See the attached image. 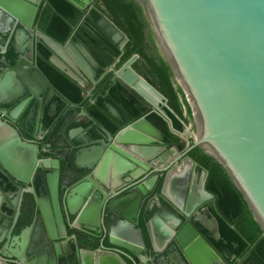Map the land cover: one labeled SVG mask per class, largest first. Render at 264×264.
Segmentation results:
<instances>
[{
	"label": "water",
	"instance_id": "95a60500",
	"mask_svg": "<svg viewBox=\"0 0 264 264\" xmlns=\"http://www.w3.org/2000/svg\"><path fill=\"white\" fill-rule=\"evenodd\" d=\"M70 1L80 10L94 9L92 0ZM137 1L145 5L157 44L193 108V144L180 155L175 148L166 150L157 144L159 131L144 116L115 135L102 133L98 143L80 139L83 128L71 130V156L62 159L63 165L58 159L38 161V148L3 126L0 165L14 190L0 195V264H127L123 257L132 264H155L144 252L162 254L172 245L175 249L164 258L167 264H221L190 220L176 232L164 221V209L157 207L145 224L150 250L140 225L143 206L159 179H146L153 166L167 164L157 171L165 174L160 194L184 218L214 199L205 189L206 172L190 186L195 164L186 156L196 147L205 148L226 169L264 231V0ZM41 3L0 0V20L34 30ZM98 25L120 49L128 43L106 17ZM35 38L51 53V64L80 86L85 79L95 80L97 63L87 48L71 39L61 45L40 31ZM137 59L134 55L115 70L114 81L146 112L155 109L169 121L167 99L133 69ZM16 83L40 100L49 87L38 65L25 59L1 78L2 96H15ZM49 98H59L53 88ZM27 102L11 112L12 119ZM107 108L121 119L113 106ZM187 131L183 136L188 137ZM81 144L90 145L77 148ZM39 172L44 173L38 176L40 190L48 198L18 206L24 194H31ZM118 184L123 186L120 192ZM216 229L220 236L217 222ZM73 231L91 240L103 235L99 250L79 244L69 234Z\"/></svg>",
	"mask_w": 264,
	"mask_h": 264
},
{
	"label": "trees",
	"instance_id": "16d2710c",
	"mask_svg": "<svg viewBox=\"0 0 264 264\" xmlns=\"http://www.w3.org/2000/svg\"><path fill=\"white\" fill-rule=\"evenodd\" d=\"M91 5L93 10H80L70 0H42L37 14L36 26L40 32L61 45L71 39L86 47L98 63L97 83L87 96L89 89L79 86L51 65L49 51L40 48L38 65L64 100L58 108L61 115L52 122L51 136H57L67 123L62 118L63 109L67 115H73L67 130L81 126L75 118L78 113L85 112L88 123L83 127L94 125L97 129L92 127L90 131L93 136L96 133L97 136L102 133L115 135L141 118L144 113L139 109L138 102L113 80L114 72L107 71L114 64L115 70L119 69L131 57L138 55L133 69L167 99L164 110L169 121L155 113L148 114L147 120L160 130L167 146L184 153L193 144V138L184 139L181 136L188 127L197 132L193 108L157 44L145 5L137 0H92ZM85 17V24L82 25ZM103 17L128 38L123 49H119L99 27L98 22ZM14 51L12 42L9 55L14 57ZM108 105L119 112L123 122L109 113ZM186 157L199 171L207 173L205 189L214 196L213 213L221 235L219 241L210 240L215 251L225 264H264V231L226 169L202 147L194 148ZM162 185L163 178L157 184L156 194H160ZM148 207L146 202L141 214L140 223L144 232L146 221L154 212L147 210Z\"/></svg>",
	"mask_w": 264,
	"mask_h": 264
},
{
	"label": "flooded vegetation",
	"instance_id": "af4514ba",
	"mask_svg": "<svg viewBox=\"0 0 264 264\" xmlns=\"http://www.w3.org/2000/svg\"><path fill=\"white\" fill-rule=\"evenodd\" d=\"M37 31H39V30L37 29L36 21H35L34 30H26L20 25H15V24L8 25L7 23L4 22V20H0V80L9 71H11L15 67L16 64H18L23 59L30 61V62H33L34 64L38 65V60H39V57L41 56L40 48H44L46 50H48V49L44 45H37L36 44L35 36H36ZM22 37L24 38V40ZM12 42L14 43V46H15V51L13 52L14 57H12L11 54L9 55V52H8L9 46ZM73 43L78 44L75 42H73ZM78 45H80V44H78ZM80 46H82V45H80ZM118 48H119V46H118ZM50 57H51V53H50ZM49 62H50V58H49ZM96 63H97V61H96ZM38 67H39V65H38ZM97 68H98V63L96 65V77H97ZM39 70L42 72V74L48 80L47 76L40 69V67H39ZM107 71H113L114 72L115 71V64L112 65L111 67H109V69ZM63 74L65 75V73H63ZM48 82H49V87H48V90L46 92H43L42 100L33 96L31 93L26 92V90L24 88L20 89V85H18L17 83L15 84V87H14V89L17 90V94L15 96L11 95V96H5L4 97L0 93V130H2L3 126H5V125L9 126L16 131V133L18 134V136L21 138V140L23 142L29 143L32 146H36L38 148V159H39L38 161H42L45 159H58L64 165L62 159L69 160L70 156H71L69 149L72 148L71 144H70L72 142L68 140L69 133L71 130L83 128L84 133L79 134L78 136L80 139L82 138L85 140H89L90 142L95 141L96 143H98L102 137L97 136V133H96V135L94 134L95 136H93L92 132H90L92 130L91 128L94 127V125H91L90 127H83V124L88 123L87 122L88 121L87 115L85 112L78 113L76 118H75V122L79 123L81 126L74 127L72 129L67 130V126H68L69 122L72 120L73 115H71L70 113H68L69 115H67V113H64L65 109H63V111H62V118L67 123H65L64 127L61 129L59 136H55V137L51 136L50 131H51V128L53 127L52 122L56 121L59 118V116L61 115V114L59 115V113H58V108H59V105L63 104L64 100H63V97L61 96V94L59 92H57L56 89L51 85L49 80H48ZM96 83H97L96 78L94 81L90 80V79L89 80L85 79L83 88H88L89 90H87V92H89V91L91 92L92 87ZM50 88H53L56 91V93L60 97V100H59V98L50 99L51 96L49 98ZM129 96H131V95H129ZM25 100H27L28 102L25 105V108L23 109L22 113L19 115L18 118L12 119L11 112L20 103H22ZM138 106H139V109L143 110L144 114L142 117H144V116L146 117L148 114H151V113H155V114L160 115L155 109H153L151 112H146L145 109H143V107L139 103H138ZM118 120L121 122L124 121L122 117H121V119H118ZM6 126H5V128H6ZM154 126L156 127V125H154ZM94 129H97V128L94 127ZM156 129L159 131V133L161 135V139H159L157 141V144L161 147H165L166 150H170L172 148H175V147L167 146L160 130L157 127H156ZM183 135H185V133ZM183 135L181 137L184 139L191 137L188 134H186L188 137L183 136ZM0 140H2L1 137H0ZM0 145H1V142H0ZM88 145H90V144H81V145H78L77 148H84V147H87ZM178 154L180 155L183 153L178 152ZM67 158H69V159H67ZM173 160H174V158L172 157L171 161H173ZM166 166H167V164L160 165V166H153L152 169L150 170V172L146 174V179H150L153 176H159V179L156 183V186H155L153 192H151L149 194L150 196L147 198V201H146L149 203V207H152V210H154V212H156V209H155L156 206L161 208L162 210L164 209V211H163L165 213L164 216H166V218L169 220L168 223L170 225L174 226V230L176 232H178L184 226V224L188 220H190L191 223L194 225V227L200 232L201 235H203V237L207 240V242L209 244H210L211 239L214 241H219L221 239V235L217 236V234H216L217 233L216 222L218 223V221H217V219L213 213V211L215 209V200L214 199L210 200L209 202L204 203L196 211V213L192 217H190L189 219H186L181 215V213H179L172 206L167 204L166 201L161 197V194L155 193V189L157 187L159 180L161 178H163V181H164V176H165L164 173H159L157 171L162 170V167H166ZM69 168H72V167H70V163H69ZM175 168H172L173 169L172 172L175 170ZM194 172H195V176H196V182H199L201 177H202L203 171H199L195 166ZM43 174L44 173L39 172V174H37L35 176V178L33 180L34 181V187L32 188L31 194H24L21 202L18 203V206L21 205V207L27 208L28 206H31L34 203V200L37 197L41 200H46L48 198L47 194H45L44 192H42L40 190V184L38 183V176L41 175V177H42ZM11 182H12L11 179L5 174L3 167L0 165V195L4 194L5 192H9L10 190H14L12 188ZM3 203H4V199L1 198L0 206H2ZM154 212H153V214H154ZM153 214L150 216L151 218L149 217L150 219L153 218ZM140 222H141V220H140ZM157 224H158L157 220L153 219L152 225L156 228ZM140 225H141V223H140ZM218 228H219V224H218ZM145 233L146 232H144V236H145V240H146L147 236ZM69 234H70V236H72V235L76 236L77 242L79 244L88 245L93 250H99L100 242L103 238V235L98 234V235H96V237H93L91 240L87 234H85L83 232H78V231H74L73 233L69 232ZM219 234H220V228H219ZM106 241H107V239H105V243H106ZM146 243H148L147 240H146ZM173 246L174 245H172L171 247H173ZM171 247L167 246L166 248H164L163 251L168 250L169 252H173V250L175 248H171ZM71 248H73V247L71 246ZM212 248H213V246H212ZM148 254H152V256H148V259L151 257V260L149 262L154 261L155 264H167L164 260V254H154V253H150V252ZM144 255H145V253H144ZM218 256L220 257L219 254H218ZM145 257H147V256L145 255ZM220 259H221V264H225V262L223 261V259L221 257H220ZM214 264H218V263L214 262Z\"/></svg>",
	"mask_w": 264,
	"mask_h": 264
},
{
	"label": "crops",
	"instance_id": "0c3cea01",
	"mask_svg": "<svg viewBox=\"0 0 264 264\" xmlns=\"http://www.w3.org/2000/svg\"><path fill=\"white\" fill-rule=\"evenodd\" d=\"M22 38H23V37H22ZM23 40H24V38H23ZM86 89H88V88H86ZM89 92H90V91H89ZM90 93H91V92H90ZM90 93L88 94V92H87V93H86L87 96H89ZM178 169H179V172H178V173L181 174V172L183 171V170H182V167H180V168L178 167ZM194 171H195V168H194L193 171H192V175H191V179H190V186H191V185H192V186H193V185L196 186V183H197V182H196V176H195V172H194ZM188 173H190V168H189V167H188ZM180 174H179V175H180ZM194 177H195V178H194ZM119 185H120V184H118L117 191L120 192V191L123 189V186H122V185L119 186ZM163 199H164V198H163ZM164 200H165V199H164ZM165 201H166V200H165ZM166 203L169 204V205L171 206V204H170L168 201H166ZM155 209L157 210V206L155 207ZM160 209H161V208H160ZM164 214H165V213H164ZM164 214H163V215H164ZM163 218H164V221H165L167 224H169V223H168L169 220L166 218V216H164ZM73 232H74V231H73ZM73 232H72V233H73ZM146 236L148 237L147 234H146ZM146 240H147V239H146ZM147 241H148V240H147ZM147 246H148V249L150 250V247H151V246H150V244H149V241H148V243H147ZM163 248H164V247H163ZM163 248H161L160 251H161ZM144 253H145L146 256H152V254H148V255H147V252H146V251H145ZM169 253H171V252H169L168 250H165L164 253H162V254H164V258H165ZM123 259L125 260V262H126L127 264H132L131 261L128 260L127 258L123 257ZM150 260H151V257L148 259V261H150ZM164 260H165L166 263H168V261H167L166 259H164ZM137 261H138V260H137ZM145 261H147V259H146V260L144 259V262H145ZM138 264H140V263H138Z\"/></svg>",
	"mask_w": 264,
	"mask_h": 264
},
{
	"label": "rangeland",
	"instance_id": "374dc122",
	"mask_svg": "<svg viewBox=\"0 0 264 264\" xmlns=\"http://www.w3.org/2000/svg\"><path fill=\"white\" fill-rule=\"evenodd\" d=\"M186 134H188L189 136H191V133H190L189 127H188V131H187ZM191 137H192V136H191Z\"/></svg>",
	"mask_w": 264,
	"mask_h": 264
}]
</instances>
